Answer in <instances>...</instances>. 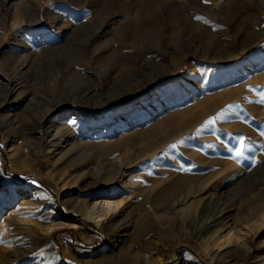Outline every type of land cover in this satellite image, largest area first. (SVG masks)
<instances>
[{"label": "rangeland", "instance_id": "374dc122", "mask_svg": "<svg viewBox=\"0 0 264 264\" xmlns=\"http://www.w3.org/2000/svg\"><path fill=\"white\" fill-rule=\"evenodd\" d=\"M98 197L120 201L102 224L78 211ZM151 211L164 238L136 237ZM2 222L0 264H252L264 0H0Z\"/></svg>", "mask_w": 264, "mask_h": 264}, {"label": "bare ground", "instance_id": "6f19581e", "mask_svg": "<svg viewBox=\"0 0 264 264\" xmlns=\"http://www.w3.org/2000/svg\"><path fill=\"white\" fill-rule=\"evenodd\" d=\"M19 9L20 8L19 7L17 8V5H16L15 2L11 3L9 8H8V10L11 12V14L14 17V26H16V23H19V20L16 21V13L17 14L21 13L22 12V8L20 10ZM5 38H6V36L3 39H5ZM16 86H18V85H17V82L15 83V80H13V81L11 80L10 82H7L5 84L6 93H11L15 89ZM23 98L24 97L20 96V92L17 93V95H16V105L19 104V102L22 101ZM65 133H66L65 135H69V134L72 133V131H65ZM13 149H14L13 145H9L8 151L13 152ZM29 201L21 200L20 203H19L20 206L16 209V211H19L18 213H21V215H24L26 210L23 209V206L25 207V205H27L29 203ZM119 203H120V201L113 200L110 197H105V198L104 197H98L91 204L88 203V202H85L84 205L78 211L83 217L88 218L90 220H93L96 223L102 224L103 220L107 216V213L110 212L112 209L116 208L119 205ZM31 204H34V203H31ZM176 204H177V202L175 201L172 205L167 206L168 207V210H167V213H168L167 221L168 222L169 221L173 222V220L175 219V214H174L175 210H174V208H175ZM224 208H226L225 205L222 206L219 209V212L223 211ZM162 218H160V215H158V214L156 215L152 211H151V213L150 212L149 213H145L144 219L142 220V224H140V226L136 228L137 229L136 232H135L136 237H140L142 235H145V234L151 232L152 233V236H151L152 238L153 237H162V238H164V234L162 233V231H160V228L161 227L163 228V226H162L163 225V220H166V219L164 217H162ZM61 223L62 222H58L55 226L60 225ZM3 226H4V223L3 222L0 223V230H2ZM166 230H167L166 231V235H170L171 232H173L170 229H166ZM223 231H224V228L222 230H220L219 232H217L211 238L202 239L200 241V244L203 246V248L206 249V251L209 254L212 253V255H210L211 258H213V256H215L217 254V251L213 253V250L211 249V245L213 243H215L218 240L219 237L222 236V232ZM48 234H49V231L47 232V235ZM223 236H224L223 240H225V239L227 241L237 240V238L240 236V230L239 229L232 230V228H229L223 234ZM151 241H152V239H151ZM39 242H43V245L47 244L48 243V237L46 235L43 236V238L41 237V239H39ZM258 249L259 250H257V252L253 255L254 259L252 261V264H264V240L261 241ZM64 250L68 251V247H65ZM248 250H249V247H246L245 249L241 250V255L243 257L242 259H245L247 257ZM34 251L40 252L38 249H34ZM47 253H49L52 256H56L54 254V252L52 251V249L48 250ZM186 259L187 260L184 262V264H188V257ZM157 260L159 261V260H161V258H157ZM144 262H145L144 264H149V263L146 262V260H144ZM236 264H243V260H242V262H238Z\"/></svg>", "mask_w": 264, "mask_h": 264}, {"label": "snow or ice", "instance_id": "6c2138e0", "mask_svg": "<svg viewBox=\"0 0 264 264\" xmlns=\"http://www.w3.org/2000/svg\"><path fill=\"white\" fill-rule=\"evenodd\" d=\"M196 19H201L200 17H196ZM208 123H212V121H208ZM241 153H240V151L238 150L237 152H236V155H240Z\"/></svg>", "mask_w": 264, "mask_h": 264}]
</instances>
